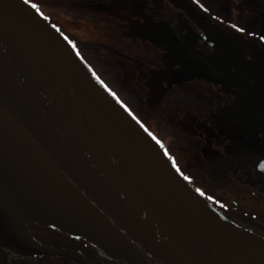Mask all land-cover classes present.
Segmentation results:
<instances>
[{
    "label": "water",
    "instance_id": "water-1",
    "mask_svg": "<svg viewBox=\"0 0 264 264\" xmlns=\"http://www.w3.org/2000/svg\"><path fill=\"white\" fill-rule=\"evenodd\" d=\"M239 81L264 101L263 90ZM26 224L124 264H264V236L197 194L30 5L0 0V247L41 250Z\"/></svg>",
    "mask_w": 264,
    "mask_h": 264
},
{
    "label": "flooded vegetation",
    "instance_id": "flooded-vegetation-1",
    "mask_svg": "<svg viewBox=\"0 0 264 264\" xmlns=\"http://www.w3.org/2000/svg\"><path fill=\"white\" fill-rule=\"evenodd\" d=\"M141 1L136 10L143 24L133 35H127V38L146 41L159 48L164 54L165 63L169 64L165 80L169 93L167 102L199 109L203 96L191 91L193 84L196 83H205V87L208 85L212 91H218L231 100L227 108L232 110H228L224 117L223 114L227 108L220 109L217 118L220 126L227 122L221 128V131L225 133L222 136L227 139L230 133L234 136L236 133L233 139H237V144L233 147L229 143L227 148H222L225 152L221 155L216 153L210 166L211 175L216 181L222 179V175H233L230 163L237 155V161L244 164L239 173L244 175L247 186L250 190L259 191L260 196H263L264 101L246 92L239 79L248 81L264 91V0ZM68 2L77 7H80V4L91 3L83 5L90 12H114L111 6L92 4L98 3L99 0ZM180 2L188 4L206 23L215 28L219 33L218 36L229 40L234 45L233 50H225L208 38L205 32L181 10L178 6ZM98 46L87 50L83 45L76 43L72 48L102 87L110 93L119 92L114 88L115 83L105 78L111 75V71L96 56L102 51L122 59L132 58L122 54L118 50L119 47L114 49ZM98 63L105 68L101 76L102 80L96 78L91 71L99 68ZM117 95L113 96L120 104L130 102L119 99V94ZM238 152L242 153V156ZM252 161L255 163L253 164ZM179 173L217 210L239 223L243 220L241 213L223 206L219 197L216 202L212 191L205 195L198 186H194V182L189 180L187 175L180 171ZM249 228L264 233L263 230L255 227ZM26 230L29 239L41 250L24 249L25 251L15 254L0 247V264H124L103 257L95 247L83 239L70 236L52 227L27 224Z\"/></svg>",
    "mask_w": 264,
    "mask_h": 264
},
{
    "label": "rangeland",
    "instance_id": "rangeland-1",
    "mask_svg": "<svg viewBox=\"0 0 264 264\" xmlns=\"http://www.w3.org/2000/svg\"><path fill=\"white\" fill-rule=\"evenodd\" d=\"M141 2L99 0L98 3H92L111 6L114 8L113 13L90 12L83 7L91 3L77 7L68 1L29 0L27 4H35L36 12L72 47L76 43L87 50L98 45L119 47L117 49L122 54L132 58L122 59L102 51L96 56L111 71L106 79L115 83L119 99L131 102V116L158 141L173 165L187 175L194 186H198L205 195L212 191L210 193L216 202L219 197L223 206L249 216L250 220H241L240 223L256 229L264 228V195L250 190L244 175L237 171L233 175H222L218 181L210 172L214 161L212 158L225 152L222 148H227L229 143L233 147L237 144L233 133L229 134V139L222 136L225 133L221 128L227 122L220 126L217 118L219 110L230 106L231 100L218 91H212L210 86L205 87V83H196L191 91L203 96L199 109L167 102L169 93L165 80L169 64L165 63L164 54L146 41L127 38L143 24L136 10ZM228 110L232 108H227L224 117Z\"/></svg>",
    "mask_w": 264,
    "mask_h": 264
},
{
    "label": "trees",
    "instance_id": "trees-1",
    "mask_svg": "<svg viewBox=\"0 0 264 264\" xmlns=\"http://www.w3.org/2000/svg\"><path fill=\"white\" fill-rule=\"evenodd\" d=\"M61 1H72V0H61ZM98 67H99V68H97L96 70L94 69V70H91V71H92L93 75H94L96 78H98L99 80H102L101 76H102V73L104 72V69H105V68H104L103 66H101L99 63H98ZM110 74H111V73H110ZM105 78H106V77H105ZM111 93H112L115 97L118 96L117 94H119V92H111ZM124 105H125L126 110H128L129 112H131V111L133 110V106H132L131 102H129V103H125ZM156 141H157V140H156ZM157 142H158V141H157ZM238 154H241V155H242V153H240V152H238ZM234 158H235V160H234L233 162L230 163V165H231L230 168H231V170H233V171L235 172V171H237V169H241V168L237 167L236 165H240V166H242V163L237 161V159H238V156H237V155H235ZM252 158H253V157H252ZM252 163L254 164L255 162L252 161ZM256 169H258V168H256ZM248 171H250V169H248ZM256 171H257V170H256ZM251 185H252V184H251ZM240 216H241L242 219L245 220V221L250 220L249 216H247V215H243V213H242ZM244 225H246V223H244ZM253 225L255 226V224H253ZM246 226L248 227V224H247ZM249 227H251V226H249ZM258 228H260L261 230L264 231V228H263V227H258ZM263 234H264V233H263Z\"/></svg>",
    "mask_w": 264,
    "mask_h": 264
},
{
    "label": "snow or ice",
    "instance_id": "snow-or-ice-1",
    "mask_svg": "<svg viewBox=\"0 0 264 264\" xmlns=\"http://www.w3.org/2000/svg\"><path fill=\"white\" fill-rule=\"evenodd\" d=\"M28 2H29V0H24V3H25V4H27ZM31 7L35 8V7H36V5H35V4H33V5H31Z\"/></svg>",
    "mask_w": 264,
    "mask_h": 264
}]
</instances>
